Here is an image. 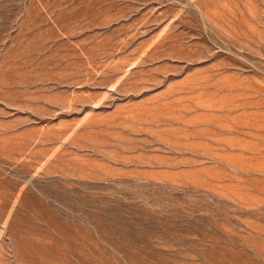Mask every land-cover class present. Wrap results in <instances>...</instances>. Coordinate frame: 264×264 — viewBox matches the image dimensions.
Instances as JSON below:
<instances>
[{"label":"rangeland","instance_id":"1","mask_svg":"<svg viewBox=\"0 0 264 264\" xmlns=\"http://www.w3.org/2000/svg\"><path fill=\"white\" fill-rule=\"evenodd\" d=\"M0 264H264V0H0Z\"/></svg>","mask_w":264,"mask_h":264}]
</instances>
